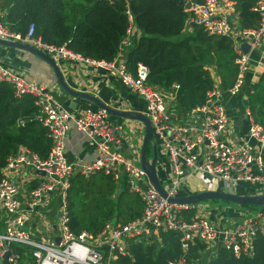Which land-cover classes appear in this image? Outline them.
Segmentation results:
<instances>
[{"label": "built area", "instance_id": "built-area-1", "mask_svg": "<svg viewBox=\"0 0 264 264\" xmlns=\"http://www.w3.org/2000/svg\"><path fill=\"white\" fill-rule=\"evenodd\" d=\"M252 9L259 16L257 25L240 28L236 18L228 13H236L231 0H201L190 6L189 22L199 24L207 34L233 39L237 70L226 88L214 78L202 103L187 111L176 108V83L171 84L172 90H164L146 81L147 67L143 63L136 62L134 71H130L124 65V58L118 59L129 43L127 35L133 25L127 8L129 25L116 55L109 61L89 59L62 45L44 42L32 36L33 23L20 35L8 30L0 20V39L27 43L48 53L55 62L75 60L110 69L122 84L142 97L152 136L163 149L171 174L168 182L159 181L162 195L138 161L122 152L124 127L111 120L104 108L87 107L71 115L54 102L42 84L0 65V81L8 82L16 96L28 93L34 97L36 117L47 128L50 138L44 157L20 146L0 168V264H117L115 259L119 255L130 253V241L147 239L157 235L158 230L178 233L181 252L167 264H199L187 254L188 247L196 241L212 247L210 256L217 247L234 256L250 252L253 235L264 231V208L241 220L217 225L205 215H189L195 202L169 198L182 196L179 191L189 176L204 178L208 184L219 182L226 192L234 189L239 181L264 180L261 153L248 142H233L228 137V116L223 101L225 94L240 89L248 64L238 36L254 44L264 32V0H254ZM70 124L85 132L92 143L96 153L92 161L76 166L67 159L65 138ZM247 135L264 148V124L250 117ZM94 171L108 175L117 188L125 183L128 191L139 196L142 210L138 217L124 223L107 219L93 236L84 231L73 234L66 225V188L74 172L87 175ZM53 195L58 207L51 223L36 214H39L37 207L47 204ZM11 244L27 246L30 256L20 257ZM5 253L6 263L2 261Z\"/></svg>", "mask_w": 264, "mask_h": 264}, {"label": "trees", "instance_id": "trees-1", "mask_svg": "<svg viewBox=\"0 0 264 264\" xmlns=\"http://www.w3.org/2000/svg\"><path fill=\"white\" fill-rule=\"evenodd\" d=\"M200 1L4 0L0 20L20 35L33 23L32 36L89 59L109 61L129 25L127 8L138 36L125 52L124 65L134 71L136 62L143 63L147 67L146 81L164 90H172L171 84L176 83V108L187 111L202 103L214 78L226 88L237 70L233 39L207 34L199 24L188 21L190 6ZM233 2L240 28L255 27L259 16L252 9L254 0ZM33 100L28 93L16 96L8 82L0 81V168L20 146L39 157H44L50 147L47 128L36 117L38 109ZM246 106L251 118L264 124V70ZM65 204L70 231L92 236L107 219L124 223L138 217L142 210L139 196L128 191L125 183L117 188L101 171L87 175L74 172L66 188ZM10 246L20 257L30 256L27 246ZM202 247L199 241L191 244L188 257L198 258ZM128 248L130 253L119 255L117 264H167L181 252L178 233L171 230H158L147 239L130 241ZM206 264H264V231L253 235L248 254L234 256L217 247Z\"/></svg>", "mask_w": 264, "mask_h": 264}, {"label": "crops", "instance_id": "crops-1", "mask_svg": "<svg viewBox=\"0 0 264 264\" xmlns=\"http://www.w3.org/2000/svg\"><path fill=\"white\" fill-rule=\"evenodd\" d=\"M231 1L234 4L233 0ZM3 12L4 0H0V15ZM228 13L232 14L238 22L236 13ZM127 36L129 43L126 48L123 49L118 59L125 57L127 48L137 39L138 32L133 25ZM238 42L239 44L244 42L248 44V49L245 52L248 64L243 74V82L240 89L234 93H227L224 95L223 101L228 116V137H230L233 142H248L255 150L259 151L262 156L264 172V148L247 135L248 119L251 116L246 106L248 95L254 90L259 75L264 70V32L254 44L249 43V39L240 38V36H238ZM56 63L60 69L64 82L70 88L76 91L90 93L113 109L136 111L144 114V101L142 97L122 84L110 69L91 63L67 59L56 61ZM0 65L19 73L29 81L42 84L50 93L54 102L62 109L68 110L71 115L76 114L83 108L97 107L90 101L81 97L71 96L62 92L56 84L49 65L27 50L0 45ZM109 118L115 122L121 123L124 127L121 143L122 152L127 157L138 161L143 134L142 122L134 118L113 114H109ZM153 140L156 142L155 138H153ZM155 146L157 147L156 143ZM148 148L150 151H148ZM65 153L67 159L76 166L90 162L96 157L93 145L85 132L77 129L73 124H70L65 138ZM145 154L148 158L151 157V145L149 142L146 143ZM164 164L168 166L167 159L164 153L161 154L156 148L155 170L160 183L164 182L162 181L165 175L163 172ZM193 177L195 176H189L187 180V186L193 188V191H191L193 193L202 191L204 189L203 183L206 184V189L222 191L219 182L216 184H208L204 178L199 177H195L197 182H194L193 179L195 178ZM32 183L33 181H30V184ZM263 192L264 180L261 179L253 182L239 181L235 188L227 193L258 194ZM179 193L180 195L189 194L185 186ZM194 205L195 207L190 209L189 215H205L217 225L226 223L228 220L231 222L241 220L248 216L247 207L230 208L217 204L216 207L211 208L205 204H202V207L197 206L196 203ZM57 207L58 202L53 195L47 204L41 203L37 207L39 209V214H36V216L42 215V217L53 223ZM1 227L2 221L0 218V228ZM212 252V247L204 245L202 249L199 250L197 262H199V264H206Z\"/></svg>", "mask_w": 264, "mask_h": 264}, {"label": "water", "instance_id": "water-1", "mask_svg": "<svg viewBox=\"0 0 264 264\" xmlns=\"http://www.w3.org/2000/svg\"><path fill=\"white\" fill-rule=\"evenodd\" d=\"M185 7L189 6L188 1H185L184 4ZM192 23V22H190ZM0 45L3 46H11V47H17L24 50H27L40 59H42L44 62H46L49 67L51 68V71L54 75V79L56 81L57 86L61 89L62 92L67 93L71 96H78L81 97L87 101H90L97 107L104 108L108 114L118 115V116H126L130 118L137 119L142 122L143 124V134H142V140H141V147H140V155H139V165L144 169L149 181L153 185L155 189H157L162 195V189L160 187V183L156 174L155 170V162H156V146L155 142L152 137L151 128L149 124L148 117L143 114L136 111H129V110H117L109 107L104 102H102L100 99L95 97L94 95L86 92L76 91L72 88H70L63 80V77L60 73V69L57 65V63L54 61V59L45 51L38 49L34 46H31L27 43L20 42V41H14V40H7V39H0ZM240 49L242 52H246L248 49L247 43H241ZM46 89V88H45ZM149 142L151 145V157L148 158L145 154V147L146 143ZM192 178V177H191ZM195 178V177H193ZM194 182H197V179H193ZM186 183L184 186L186 189H188L189 194L182 195V196H175L169 198L170 200H176V201H186L194 203L200 199L205 198H218L222 200H226L229 202H233L238 205H254V206H261V208H264V192L258 193V194H235V193H227L224 191H216V190H209L206 189V184L203 183L204 189L202 191L193 193L191 187L187 186ZM6 256L7 253L4 254L3 262L6 263Z\"/></svg>", "mask_w": 264, "mask_h": 264}, {"label": "rangeland", "instance_id": "rangeland-1", "mask_svg": "<svg viewBox=\"0 0 264 264\" xmlns=\"http://www.w3.org/2000/svg\"><path fill=\"white\" fill-rule=\"evenodd\" d=\"M156 145H157V151L160 152L161 154L163 153V149L159 146V143L156 141L155 142ZM148 151L149 148H148ZM149 154V152H148ZM134 161H136L134 159ZM163 172H164V178L162 179V181L164 182H168V175L171 176V174L169 173V167L167 165L164 164L163 166ZM197 206H203L202 204H205L207 205L208 207H211V208H214L217 206V204H220L221 206H226V207H230V208H236V207H247L248 208V215L257 211V210H260L261 209V206H254V205H250V206H246V205H238V204H235L233 202H229V201H226V200H222V199H215V198H205V199H202V200H198L195 202ZM228 222H231L230 220H228ZM197 260V258H196ZM199 263V262H198Z\"/></svg>", "mask_w": 264, "mask_h": 264}]
</instances>
